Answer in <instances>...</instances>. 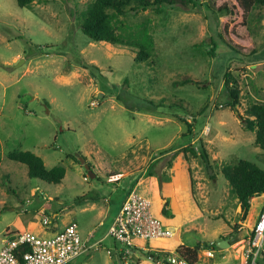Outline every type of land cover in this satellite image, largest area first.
Listing matches in <instances>:
<instances>
[{"label": "rangeland", "instance_id": "obj_1", "mask_svg": "<svg viewBox=\"0 0 264 264\" xmlns=\"http://www.w3.org/2000/svg\"><path fill=\"white\" fill-rule=\"evenodd\" d=\"M92 1L0 0V245L10 232L49 236L75 223L87 248L68 264H158L107 235L136 187L169 220L175 236L166 245L200 243L197 264L217 263L219 248L209 258L203 250L245 220L220 168L245 159L264 169V150L240 118L249 104H264V6L244 18L235 0L127 11L113 19L125 44L113 45L79 28L77 15ZM145 34L150 56L135 62L134 42ZM227 68L239 89L234 108ZM13 149L35 153L48 169L63 166L61 182L29 177L7 157ZM263 202H250V224Z\"/></svg>", "mask_w": 264, "mask_h": 264}, {"label": "trees", "instance_id": "obj_2", "mask_svg": "<svg viewBox=\"0 0 264 264\" xmlns=\"http://www.w3.org/2000/svg\"><path fill=\"white\" fill-rule=\"evenodd\" d=\"M32 1L33 0H16V4L19 7H28ZM175 2L176 0H93L86 9L78 13L77 20L79 21V28L82 33L93 41L105 42L113 45L125 44L124 40L119 36L113 26V19L115 16L123 15L127 13V11L136 12L138 10H145L161 5H170ZM235 2L241 10L243 18L254 7L264 6V0H235ZM196 3L197 2L194 0L193 5H196ZM110 10H112V12H110ZM134 44L139 48L134 57V61H146L150 56L152 38L149 34H145L144 39L136 41ZM251 53H254V50H251ZM223 77V85L229 98L227 104L234 108L239 98L237 82L228 68ZM187 81L190 80L187 79ZM244 112V116H240L242 125L245 129L255 133V145L264 150V104L251 103L246 107ZM191 151L194 152L192 148ZM199 153L201 158L207 161L208 155L205 150ZM7 157L12 161L25 164L29 177L38 178L47 183H60L65 174L63 166L56 165L48 169L45 167L42 158L29 150L13 149L7 153ZM220 171L228 181L231 193H233L238 200L241 219L244 220L250 209L251 198L264 194V169H261L249 160L239 159L233 164L223 165ZM226 239L230 244L233 242L228 237H226ZM208 247L214 249L216 243H211ZM199 250L200 243L193 247L179 245L177 248L179 254L185 257L190 264H196L198 261ZM152 259L157 260L154 257Z\"/></svg>", "mask_w": 264, "mask_h": 264}, {"label": "built area", "instance_id": "obj_3", "mask_svg": "<svg viewBox=\"0 0 264 264\" xmlns=\"http://www.w3.org/2000/svg\"><path fill=\"white\" fill-rule=\"evenodd\" d=\"M48 223L49 220L44 218L43 225ZM6 235L8 237L0 248V264H68L87 248L75 223H69L49 236L30 231ZM107 235L131 251L132 248L148 251V247H144L140 240L161 242L173 237L175 232L154 214L150 199L132 187L109 226ZM238 246L240 264H264V205L253 220L248 237L239 240ZM177 248H156L153 252L156 262L190 264ZM117 251L122 253L123 250ZM203 253L207 257L213 256L212 248L204 249Z\"/></svg>", "mask_w": 264, "mask_h": 264}, {"label": "crops", "instance_id": "obj_4", "mask_svg": "<svg viewBox=\"0 0 264 264\" xmlns=\"http://www.w3.org/2000/svg\"><path fill=\"white\" fill-rule=\"evenodd\" d=\"M171 152H173V151H171ZM152 159H154V157L152 158ZM157 160V158L156 159H154V161H156ZM152 161V160H151ZM141 180V179H140ZM230 190V189H229ZM154 193V192H153ZM153 196H154V194H153ZM261 196H264V194L263 195H261ZM258 197H260V196H257V197H253V198H251V200H250V202H252L253 200H256ZM236 199V198H235ZM124 200V199H123ZM123 202V201H122ZM122 204V203H121ZM263 205H264V202L262 203V205L259 207V209H258V211L256 212V214H255V217L257 216V214H258V212L260 211V209L263 207ZM153 209V208H152ZM167 209V214H171V213H168V207L166 208ZM236 209H237V211H240V206H239V204H237V207H236ZM155 211V210H154ZM159 213H162V211L159 209V211H155V215L158 217L159 216ZM164 214V213H163ZM251 216H253V213H252V211H251V208L249 209V211H248V214H247V216H246V218H245V220L243 221V222H240V226H239V230H240V232L239 233H237L236 235L234 234L233 236L231 235L230 236V239L233 241L231 244H230V246L228 247V248H226V249H220V250H222L221 252L219 251V249L217 250L218 251V253H222L223 255L221 256V257H217L218 259H219V262H217V263H215V262H212V263H209L208 262V260H210V259H207V258H204V261H206V262H208L209 264H240L239 263V259H238V254H233V250L234 249H237L238 250V248H239V246L237 247V242L239 241V240H241V239H243V238H247L248 237V235H249V232H250V228H251V225L252 224H250L249 223V220L251 219ZM159 218V217H158ZM170 218H171V216H170ZM164 219V218H163ZM114 220V219H113ZM162 220V219H161ZM163 221V223L164 224H166L167 226L170 224H168V221L169 220H167V219H165V220H162ZM113 222V221H112ZM111 222V223H112ZM172 222V221H171ZM32 224H30V226H31ZM68 225V224H67ZM111 225V224H110ZM29 226V227H30ZM77 226V225H76ZM28 227V228H29ZM53 228H54V230H52V232H56V231H60V230H57L56 229V227H54L53 226ZM178 228V227H177ZM178 230V229H177ZM79 232V231H78ZM220 239H226V237L224 238V237H222V238H220ZM219 239V240H220ZM86 244H87V241H88V239H86L85 238V240L84 239H82ZM5 241V238L2 240V242H1V245H0V248L2 247V245H3V242ZM218 241V240H217ZM216 241V242H217ZM165 241L164 240H162L161 242H158L157 244H156V246H151V247H149V248H147L148 249V252H150L151 253V255H150V259L151 258H153L154 256H153V252L155 251V249L156 248H172V247H177L178 245H184V244H182V242H181V240L180 241H178V242H176V244H172V245H166L165 243H164ZM180 242V243H179ZM212 250H213V248H212ZM237 250H236V252H237ZM202 251V250H201ZM213 253H214V250H213ZM217 256H218V254H216ZM209 258V257H208ZM198 262V261H197ZM197 262H196V264H197Z\"/></svg>", "mask_w": 264, "mask_h": 264}, {"label": "water", "instance_id": "obj_5", "mask_svg": "<svg viewBox=\"0 0 264 264\" xmlns=\"http://www.w3.org/2000/svg\"><path fill=\"white\" fill-rule=\"evenodd\" d=\"M81 164L84 166L85 170L87 171V175L89 176V178L94 177V172L92 170V168L85 163V160L81 157L80 159ZM230 246V243L227 239H220L216 242V247L219 249H226Z\"/></svg>", "mask_w": 264, "mask_h": 264}, {"label": "bare ground", "instance_id": "obj_6", "mask_svg": "<svg viewBox=\"0 0 264 264\" xmlns=\"http://www.w3.org/2000/svg\"><path fill=\"white\" fill-rule=\"evenodd\" d=\"M175 236V235H174Z\"/></svg>", "mask_w": 264, "mask_h": 264}]
</instances>
